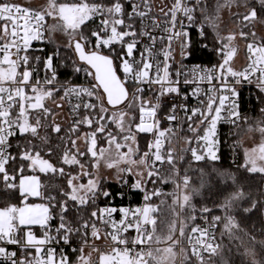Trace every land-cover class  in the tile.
<instances>
[{
  "label": "snow or ice",
  "instance_id": "obj_1",
  "mask_svg": "<svg viewBox=\"0 0 264 264\" xmlns=\"http://www.w3.org/2000/svg\"><path fill=\"white\" fill-rule=\"evenodd\" d=\"M154 3L0 0V264H264V0Z\"/></svg>",
  "mask_w": 264,
  "mask_h": 264
},
{
  "label": "built area",
  "instance_id": "obj_2",
  "mask_svg": "<svg viewBox=\"0 0 264 264\" xmlns=\"http://www.w3.org/2000/svg\"><path fill=\"white\" fill-rule=\"evenodd\" d=\"M164 3L167 4L168 0H164ZM154 7H158L156 0L154 3ZM198 38H199V36H198ZM244 59H245V52L243 51V52L239 53V55L235 61L234 66L237 68L241 67L244 63ZM187 63L193 64V63H198V62H192V61L188 60ZM201 64L212 65V64H207V63H201ZM213 64H215V63H213ZM257 95H258L257 90L251 86H245L242 89V96H241L242 107L244 108V110L247 112L248 115L259 113L258 110H259V107H261V105L256 100ZM233 139H235V137H233ZM228 143H230V142H228ZM225 151H226L227 157L229 158L231 163H233V161H235L236 163L239 161L240 152H234V151L230 150L229 148H226ZM127 200H128V202L136 203L139 201V197H136L134 199L130 195L127 198Z\"/></svg>",
  "mask_w": 264,
  "mask_h": 264
},
{
  "label": "trees",
  "instance_id": "obj_3",
  "mask_svg": "<svg viewBox=\"0 0 264 264\" xmlns=\"http://www.w3.org/2000/svg\"><path fill=\"white\" fill-rule=\"evenodd\" d=\"M192 38H193V43H194V47L197 49L194 53V56L192 58L189 59V61L192 62H198V63H207V64H213L217 62V58L214 54H210V51H205L200 43H199V38L196 34V32H192ZM63 78V77H62ZM252 117H258L259 113H255L250 115ZM226 152V151H225ZM242 161V150L240 151V158L239 161L237 163H240ZM223 166L226 168H232L233 170H235V164L231 163L229 158L227 157L226 154V159L222 162ZM259 182V178H251V180L249 181V183L252 184H257ZM256 220V217H253V221Z\"/></svg>",
  "mask_w": 264,
  "mask_h": 264
},
{
  "label": "rangeland",
  "instance_id": "obj_4",
  "mask_svg": "<svg viewBox=\"0 0 264 264\" xmlns=\"http://www.w3.org/2000/svg\"><path fill=\"white\" fill-rule=\"evenodd\" d=\"M20 2H25V0H20ZM41 2H42V0H31V4L33 6L39 5ZM156 2H157L158 6H161V0H156ZM257 33H258V35H264V29H262L258 26L257 27ZM237 43H238L239 49H240L239 53L243 52L244 48H245V42L243 40H238ZM239 53H238V55H239ZM244 140H245V146L250 145L251 141H249L247 137H244Z\"/></svg>",
  "mask_w": 264,
  "mask_h": 264
}]
</instances>
